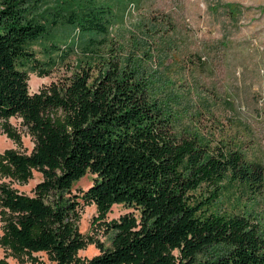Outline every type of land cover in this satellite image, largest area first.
<instances>
[{
  "label": "trees",
  "instance_id": "16d2710c",
  "mask_svg": "<svg viewBox=\"0 0 264 264\" xmlns=\"http://www.w3.org/2000/svg\"><path fill=\"white\" fill-rule=\"evenodd\" d=\"M115 15L104 0H0V126L15 139L9 119L19 117L33 141L28 154L0 153V172L22 184L41 174L31 195L0 183L2 242L44 252L55 264H264L256 217L209 209L226 183L262 191L264 165L247 161L238 146L178 133L138 62L124 63L110 49L96 74L86 64L30 93L29 73L46 76L54 62L37 58L33 43L67 26L94 46ZM87 173L94 177L81 199L95 205L92 224L105 226L111 246L99 242V253L80 261L77 252L91 240L78 230L80 196L72 188ZM201 186L209 199L196 200ZM116 204L137 215L106 221Z\"/></svg>",
  "mask_w": 264,
  "mask_h": 264
},
{
  "label": "rangeland",
  "instance_id": "374dc122",
  "mask_svg": "<svg viewBox=\"0 0 264 264\" xmlns=\"http://www.w3.org/2000/svg\"><path fill=\"white\" fill-rule=\"evenodd\" d=\"M104 1L113 6L116 22L106 36L95 38L94 46L67 26L31 45L37 58L54 62L46 76L29 73L30 93L85 69L86 64L96 74L101 60L117 48L124 63L133 59L153 75L158 96L169 105L178 133H197L211 144L222 141L238 146L247 161L264 165V0ZM230 9H236L235 16L227 15ZM52 43L60 49H52ZM9 123L17 137H8L0 126V153L8 149L30 153L33 141L21 119L11 117ZM93 177L87 173L72 188L80 196L78 230L91 240L77 252L80 261L98 254L99 242L111 246L105 226L92 224L97 216L95 205L81 199ZM40 179L41 174L33 171L32 178L22 184L0 172V183L29 195ZM194 194L196 200L211 197L204 186ZM209 209L253 215L264 229V186L253 194L226 183ZM126 213L137 215L132 208L113 205L106 221ZM3 225L0 214V264H55L44 252L20 253L4 244Z\"/></svg>",
  "mask_w": 264,
  "mask_h": 264
}]
</instances>
